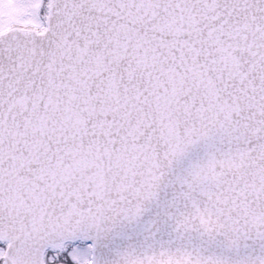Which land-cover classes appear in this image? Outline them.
Returning a JSON list of instances; mask_svg holds the SVG:
<instances>
[{
    "label": "snow or ice",
    "instance_id": "1",
    "mask_svg": "<svg viewBox=\"0 0 264 264\" xmlns=\"http://www.w3.org/2000/svg\"><path fill=\"white\" fill-rule=\"evenodd\" d=\"M0 264H264V0H0Z\"/></svg>",
    "mask_w": 264,
    "mask_h": 264
}]
</instances>
